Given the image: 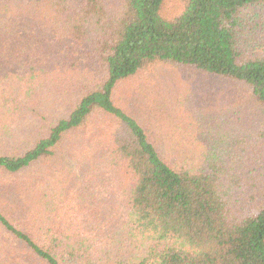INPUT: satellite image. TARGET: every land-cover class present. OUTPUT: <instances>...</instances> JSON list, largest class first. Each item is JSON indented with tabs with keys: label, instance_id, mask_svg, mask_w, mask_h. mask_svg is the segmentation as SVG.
Returning a JSON list of instances; mask_svg holds the SVG:
<instances>
[{
	"label": "trees",
	"instance_id": "1",
	"mask_svg": "<svg viewBox=\"0 0 264 264\" xmlns=\"http://www.w3.org/2000/svg\"><path fill=\"white\" fill-rule=\"evenodd\" d=\"M0 264H264V0H0Z\"/></svg>",
	"mask_w": 264,
	"mask_h": 264
},
{
	"label": "rangeland",
	"instance_id": "2",
	"mask_svg": "<svg viewBox=\"0 0 264 264\" xmlns=\"http://www.w3.org/2000/svg\"><path fill=\"white\" fill-rule=\"evenodd\" d=\"M178 78V76L176 75V79Z\"/></svg>",
	"mask_w": 264,
	"mask_h": 264
}]
</instances>
